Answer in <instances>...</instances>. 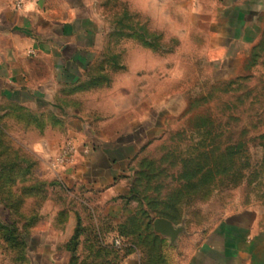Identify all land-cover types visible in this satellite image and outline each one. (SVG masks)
<instances>
[{
  "label": "rangeland",
  "instance_id": "374dc122",
  "mask_svg": "<svg viewBox=\"0 0 264 264\" xmlns=\"http://www.w3.org/2000/svg\"><path fill=\"white\" fill-rule=\"evenodd\" d=\"M86 1V73L60 83L30 54L25 103L0 88V264H185L240 215L264 233V12L243 43L217 28L215 0ZM121 135L136 148L119 189L68 185L88 137ZM163 213L186 221L177 247L154 232Z\"/></svg>",
  "mask_w": 264,
  "mask_h": 264
},
{
  "label": "crops",
  "instance_id": "0c3cea01",
  "mask_svg": "<svg viewBox=\"0 0 264 264\" xmlns=\"http://www.w3.org/2000/svg\"><path fill=\"white\" fill-rule=\"evenodd\" d=\"M215 1L217 28L224 29L225 37L227 29H233L236 35L231 33V40L246 43L263 18L264 0ZM39 2L40 10L24 19L26 14L15 9L13 0H0V88L4 96L21 105L25 103L22 97L30 94L23 67L28 55L49 61L55 78L68 84L76 83L95 57L96 21L88 14L86 0ZM84 129L80 121L74 123V136L80 142ZM99 139L88 137L92 144L88 153L86 144L80 146L75 163L66 170L68 185L79 180L87 187H121L118 178L135 155L134 140L122 135L113 141ZM242 216L223 223L185 264H264V233Z\"/></svg>",
  "mask_w": 264,
  "mask_h": 264
},
{
  "label": "water",
  "instance_id": "95a60500",
  "mask_svg": "<svg viewBox=\"0 0 264 264\" xmlns=\"http://www.w3.org/2000/svg\"><path fill=\"white\" fill-rule=\"evenodd\" d=\"M154 232L162 239L168 240L171 246L177 247L179 239L187 234L186 221L175 225L170 220L157 218L153 222Z\"/></svg>",
  "mask_w": 264,
  "mask_h": 264
},
{
  "label": "built area",
  "instance_id": "2783aa9c",
  "mask_svg": "<svg viewBox=\"0 0 264 264\" xmlns=\"http://www.w3.org/2000/svg\"><path fill=\"white\" fill-rule=\"evenodd\" d=\"M75 153H76L75 150L73 148L69 147L66 150V152L64 153L65 154V156H64L65 159L63 161L66 160L67 163H68L69 161H71L73 159Z\"/></svg>",
  "mask_w": 264,
  "mask_h": 264
},
{
  "label": "trees",
  "instance_id": "16d2710c",
  "mask_svg": "<svg viewBox=\"0 0 264 264\" xmlns=\"http://www.w3.org/2000/svg\"><path fill=\"white\" fill-rule=\"evenodd\" d=\"M203 176H204V177H202L203 179L206 178L205 175H203ZM159 218H164V219L170 220V221L173 222L174 224L176 223L175 220H174L171 216H169L168 214H166V213L160 214V215H159ZM154 240L157 241V240H159V239H158L157 236H155V237H154Z\"/></svg>",
  "mask_w": 264,
  "mask_h": 264
}]
</instances>
